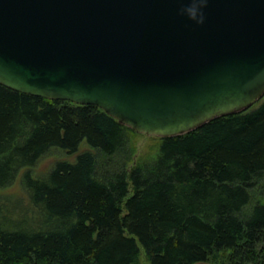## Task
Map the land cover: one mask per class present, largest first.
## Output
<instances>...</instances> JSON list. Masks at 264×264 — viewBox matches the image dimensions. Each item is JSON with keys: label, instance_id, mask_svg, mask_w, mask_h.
<instances>
[{"label": "trees", "instance_id": "16d2710c", "mask_svg": "<svg viewBox=\"0 0 264 264\" xmlns=\"http://www.w3.org/2000/svg\"><path fill=\"white\" fill-rule=\"evenodd\" d=\"M256 105V104H255ZM158 138L131 170L136 132L95 106L0 85V187L51 148L93 152L25 176L29 208L0 202V264H264V102ZM124 204V207H123ZM29 209V211H28ZM28 211V212H27Z\"/></svg>", "mask_w": 264, "mask_h": 264}, {"label": "water", "instance_id": "95a60500", "mask_svg": "<svg viewBox=\"0 0 264 264\" xmlns=\"http://www.w3.org/2000/svg\"><path fill=\"white\" fill-rule=\"evenodd\" d=\"M0 85L182 136L264 97V0H0Z\"/></svg>", "mask_w": 264, "mask_h": 264}, {"label": "rangeland", "instance_id": "374dc122", "mask_svg": "<svg viewBox=\"0 0 264 264\" xmlns=\"http://www.w3.org/2000/svg\"><path fill=\"white\" fill-rule=\"evenodd\" d=\"M263 102L264 97L260 99L256 103V105L253 106V108L255 109L259 107ZM134 140L135 154L133 156L132 163H130V165L127 167L128 171L131 170L141 158L157 153V146L159 144L158 138L156 139L143 134H137ZM85 152H93V150L88 146L86 142H82L78 148V151L75 153H70L59 148L49 149L33 167L21 169L10 185L3 188L0 187V202L3 203V206L7 207V209L9 210L15 207L14 209L16 213L27 210L24 209L25 207L29 208V201L25 193V176L29 175L33 179L45 178L57 164H73L75 163L77 157ZM248 191L251 203L249 204V206L243 209V216L247 215L250 212L251 207L256 203H264V177L257 181H254V184ZM141 262L142 264H148L145 261L143 252L141 254ZM206 264H227V261L224 255L218 254L217 256H214V260H212V262Z\"/></svg>", "mask_w": 264, "mask_h": 264}]
</instances>
